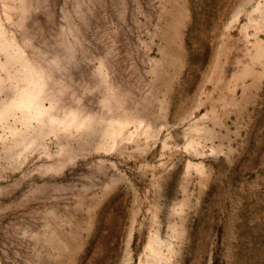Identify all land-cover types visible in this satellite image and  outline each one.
<instances>
[{"label":"rangeland","instance_id":"rangeland-1","mask_svg":"<svg viewBox=\"0 0 264 264\" xmlns=\"http://www.w3.org/2000/svg\"><path fill=\"white\" fill-rule=\"evenodd\" d=\"M34 80L89 124L0 123V264H264V0H0Z\"/></svg>","mask_w":264,"mask_h":264},{"label":"bare ground","instance_id":"bare-ground-1","mask_svg":"<svg viewBox=\"0 0 264 264\" xmlns=\"http://www.w3.org/2000/svg\"><path fill=\"white\" fill-rule=\"evenodd\" d=\"M42 89L37 86L36 81H32L26 89L22 91L20 95H17L10 101H3L0 103V123L4 121L9 115H12L15 111L20 110L19 121L25 129H28L32 122H35L39 127L45 122H48L51 128L58 125L65 127H81L89 124L88 118L77 119L75 114L69 115L70 117L63 121H56V118L52 117L49 113V108L42 105L40 100V94ZM126 121V120H125ZM121 121H111L108 123V129L105 130L107 135L113 139L119 134V123ZM122 122H124L122 120ZM125 123V122H124ZM128 125V124H127ZM148 244L147 249L151 253L150 262L153 264H170L168 263V256L166 253L160 251L161 246L165 248L168 253L172 252L170 244L166 241H161L157 236H154Z\"/></svg>","mask_w":264,"mask_h":264}]
</instances>
